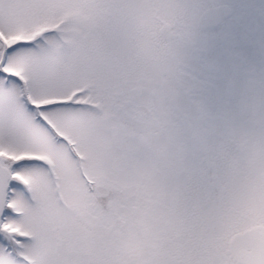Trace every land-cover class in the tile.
Instances as JSON below:
<instances>
[{
  "label": "snow or ice",
  "instance_id": "1",
  "mask_svg": "<svg viewBox=\"0 0 264 264\" xmlns=\"http://www.w3.org/2000/svg\"><path fill=\"white\" fill-rule=\"evenodd\" d=\"M189 17L176 0H0V264H264V241L235 238L218 158L155 175L134 138L138 90L183 66ZM145 177L131 256L112 197Z\"/></svg>",
  "mask_w": 264,
  "mask_h": 264
},
{
  "label": "rangeland",
  "instance_id": "2",
  "mask_svg": "<svg viewBox=\"0 0 264 264\" xmlns=\"http://www.w3.org/2000/svg\"><path fill=\"white\" fill-rule=\"evenodd\" d=\"M176 2L190 9L188 27L180 40L185 53L183 65L208 82L190 77L181 81L178 70L151 86H141L138 91L144 99L134 138L160 163L161 167L153 170L155 175L164 168L190 170L218 158L226 178L222 191L228 208L242 219L235 238L255 236L264 241V148L260 146L264 134L260 112L264 97V0H234L235 4L230 0ZM225 2L233 5L234 20L223 22L213 31H200L196 25L199 16ZM240 19L249 22L245 28L237 24ZM231 26H236L239 40L233 44L229 41ZM199 58L212 71L208 78ZM186 81L190 87L185 86ZM200 89L203 96L187 93ZM49 123L57 135L62 134L55 123ZM13 158L18 162L26 157H9ZM37 158L47 160L45 156ZM144 181L130 185L126 191H114L112 197L115 204L129 208L127 244L131 256L140 250L138 235L151 229L147 209L136 204L152 202L151 181L147 177Z\"/></svg>",
  "mask_w": 264,
  "mask_h": 264
},
{
  "label": "trees",
  "instance_id": "3",
  "mask_svg": "<svg viewBox=\"0 0 264 264\" xmlns=\"http://www.w3.org/2000/svg\"><path fill=\"white\" fill-rule=\"evenodd\" d=\"M237 24L240 26V27H242V28H245V26L247 25V21H241V19L240 20H237ZM249 25V24H248ZM237 34H238V32H237V30H236V26H233V29H231V34H230V38H229V41L233 44L234 42H238L239 40L237 39ZM197 46V45H196ZM198 47V46H197ZM231 50L233 51V48H231ZM191 54V53H190ZM193 54V53H192ZM196 54H200V52H197ZM195 56V55H194ZM202 59L201 58H199V63L204 67V69H205V71H206V74H207V78L210 76V74H211V72L212 71H209V70H207L206 69V67L205 66H207V64H205L204 62H202L201 61ZM178 77H179V79H182L181 81H185V80H187L186 78L187 77H190L191 79H193V80H195V79H197L198 81H200V82H203V83H207L208 81V79H202L199 75H198V73H195V72H193V71H191V70H189L188 68H186V66L185 65H183L180 69H179V72H178ZM213 77H215V75H212ZM184 77V78H183ZM198 91H200V92H198ZM198 91H195V90H189V91H187V93L190 95V96H192V95H202L203 96V93H202V91H201V89L200 90H198ZM143 121V120H142ZM144 124V123H143ZM145 124H147L146 122H145ZM151 124H153V123H151ZM52 128V127H51ZM52 131L57 135V132H55L56 130L54 129V128H52ZM15 158H13V160H14ZM21 182L23 183V182H25L24 180H21ZM133 206V205H132Z\"/></svg>",
  "mask_w": 264,
  "mask_h": 264
},
{
  "label": "water",
  "instance_id": "4",
  "mask_svg": "<svg viewBox=\"0 0 264 264\" xmlns=\"http://www.w3.org/2000/svg\"><path fill=\"white\" fill-rule=\"evenodd\" d=\"M229 16V8L225 5L209 8L199 16L197 28L200 31L215 29L221 19H227Z\"/></svg>",
  "mask_w": 264,
  "mask_h": 264
},
{
  "label": "flooded vegetation",
  "instance_id": "5",
  "mask_svg": "<svg viewBox=\"0 0 264 264\" xmlns=\"http://www.w3.org/2000/svg\"><path fill=\"white\" fill-rule=\"evenodd\" d=\"M233 1V2H232ZM232 2V4H235V2H236V0H235V2H234V0H230V3ZM222 5H225V6H227L228 8H229V12H230V16H229V18L228 19H221L220 20V23H219V27L221 26V24L224 22L225 23V21H228L229 19H231V20H234L233 18H235L234 16H236V15H233V11H234V7H233V5H229V4H227L226 2L225 3H222V4H217V5H213V6H211V7H216V6H222ZM210 7V8H211ZM230 20V21H231ZM245 21H247V20H245ZM230 23V22H229ZM247 23H249V22H247ZM231 27H233V26H231ZM240 27V26H239ZM236 48V47H235ZM237 59H234V61H236ZM233 61V62H234ZM223 165H225V164H223Z\"/></svg>",
  "mask_w": 264,
  "mask_h": 264
}]
</instances>
